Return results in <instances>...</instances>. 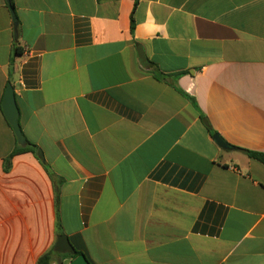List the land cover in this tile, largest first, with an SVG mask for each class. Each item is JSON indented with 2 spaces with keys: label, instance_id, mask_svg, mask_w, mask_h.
Here are the masks:
<instances>
[{
  "label": "crops",
  "instance_id": "1",
  "mask_svg": "<svg viewBox=\"0 0 264 264\" xmlns=\"http://www.w3.org/2000/svg\"><path fill=\"white\" fill-rule=\"evenodd\" d=\"M13 1L0 264H38L57 229L91 264H264V164L239 150L264 153V0ZM9 80L44 162L14 154Z\"/></svg>",
  "mask_w": 264,
  "mask_h": 264
},
{
  "label": "water",
  "instance_id": "2",
  "mask_svg": "<svg viewBox=\"0 0 264 264\" xmlns=\"http://www.w3.org/2000/svg\"><path fill=\"white\" fill-rule=\"evenodd\" d=\"M9 6V9L11 11L12 19H13V25H14V36L15 39L18 40L19 38V19L14 11V9L11 7V1L6 0ZM138 53L139 57L141 60L148 64V60L141 48H138ZM2 109L3 112L11 125L14 134L17 139V143L21 147L27 146V140L25 138V135L23 134L19 118H20V111L19 107L16 101V96H15V91L14 87L11 83L7 85L4 98L2 101ZM215 142L219 147L224 148V149H233L232 146H230L219 134H215L213 136ZM37 157L44 162V155L41 150H38L36 153ZM55 251L57 253H69L72 256H75L76 250L74 247L71 245L68 237L65 234H60L57 236V241L55 244ZM70 264H91L89 260L87 259L85 254H80L76 258H74Z\"/></svg>",
  "mask_w": 264,
  "mask_h": 264
},
{
  "label": "trees",
  "instance_id": "3",
  "mask_svg": "<svg viewBox=\"0 0 264 264\" xmlns=\"http://www.w3.org/2000/svg\"><path fill=\"white\" fill-rule=\"evenodd\" d=\"M11 1V7L14 9L15 11V5H14V1ZM132 29H134V27L132 26ZM23 54L21 51L20 46L15 45V55L19 56ZM9 83H12V80H9ZM187 95V94H185ZM188 96V95H187ZM191 100L194 101V99L192 97H190ZM212 135L217 134L216 132H211ZM239 149V148H238ZM39 150V148L36 145H33L32 143H30L29 141H27V146L25 147H17V149L15 150L14 154H21V153H25V152H32L33 154L36 155L37 151ZM242 150L247 156H249L252 159H255L259 162H261L262 164H264V153L262 152H256V151H250V150H245V149H239ZM45 168L47 170V172L49 173V175L54 178L52 172L50 171V169L45 165ZM57 234H61L60 230L57 229ZM56 254L55 253V249L54 247L47 253H45L43 256H41V258L38 261V264H51L53 261V255ZM81 253L76 251L75 256L70 255L69 253H64V254H60L63 257L69 258V259H74L76 258L78 255H80Z\"/></svg>",
  "mask_w": 264,
  "mask_h": 264
}]
</instances>
